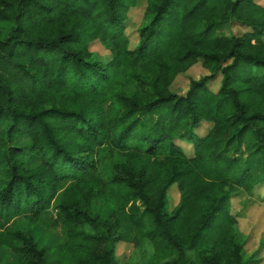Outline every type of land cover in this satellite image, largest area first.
<instances>
[{"label": "trees", "instance_id": "obj_1", "mask_svg": "<svg viewBox=\"0 0 264 264\" xmlns=\"http://www.w3.org/2000/svg\"><path fill=\"white\" fill-rule=\"evenodd\" d=\"M4 128L0 264H263L233 209L264 201V4L0 0Z\"/></svg>", "mask_w": 264, "mask_h": 264}, {"label": "rangeland", "instance_id": "obj_2", "mask_svg": "<svg viewBox=\"0 0 264 264\" xmlns=\"http://www.w3.org/2000/svg\"><path fill=\"white\" fill-rule=\"evenodd\" d=\"M258 3L264 4V0H256ZM144 11V4L139 6L138 8L132 10L130 13V18L128 20V27L129 33L131 36H134V32L137 29V26L140 23L142 18V14ZM233 32L238 33L241 32L240 28L234 27ZM93 51L98 52L100 55L105 56L106 52L100 46L94 45L92 47ZM208 73L200 66H196L193 70H191L186 76L179 79L175 84V89L179 94H185L189 88L190 77L195 79L202 78L206 76ZM220 84V77L217 78L212 84L213 88L217 90ZM174 91V90H173ZM208 125H203L202 129L200 130L201 134H205L208 130ZM17 141V140H15ZM8 144L7 137L5 135V128L0 129V157L4 152L5 146ZM24 144V143H22ZM187 151L190 152V146L183 143ZM248 148L243 146L244 157L248 156ZM249 160L256 161L257 169L260 171L264 166V162L260 157L252 156ZM257 170V171H258ZM258 171V172H259ZM260 173V172H259ZM1 175V170H0ZM176 190V187L173 188ZM260 194L264 199V189H259L256 191V194ZM171 207L178 202V193L176 191L171 192ZM248 197V196H247ZM241 199V200H240ZM235 199L234 200V214L237 216L239 220V228L242 233L247 237V245L246 248L250 252V254L256 252L257 250L261 249L260 254L263 258L264 264V247L261 248L262 242L264 241V201L259 199L257 196H253L250 199H246L247 201L242 203L241 201L244 198ZM25 221L19 222V227L24 225L25 228ZM41 231H44L45 237L44 242H52V240H62L63 235V228H62V220L60 214L55 210L52 209L51 212L44 216L40 223ZM134 249L128 245H123L118 250V256L120 261L125 262L129 256H131Z\"/></svg>", "mask_w": 264, "mask_h": 264}]
</instances>
